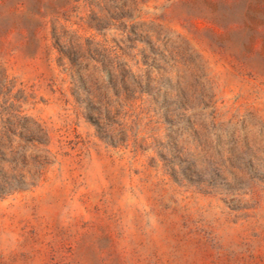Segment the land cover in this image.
Here are the masks:
<instances>
[{
	"label": "rangeland",
	"instance_id": "1",
	"mask_svg": "<svg viewBox=\"0 0 264 264\" xmlns=\"http://www.w3.org/2000/svg\"><path fill=\"white\" fill-rule=\"evenodd\" d=\"M0 264H264V0H0Z\"/></svg>",
	"mask_w": 264,
	"mask_h": 264
}]
</instances>
